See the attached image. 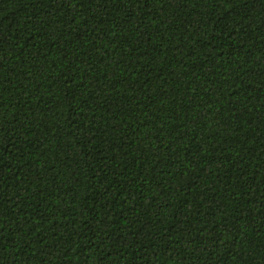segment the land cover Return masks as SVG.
<instances>
[{"label":"trees","instance_id":"trees-1","mask_svg":"<svg viewBox=\"0 0 264 264\" xmlns=\"http://www.w3.org/2000/svg\"><path fill=\"white\" fill-rule=\"evenodd\" d=\"M0 264H264V0H0Z\"/></svg>","mask_w":264,"mask_h":264}]
</instances>
